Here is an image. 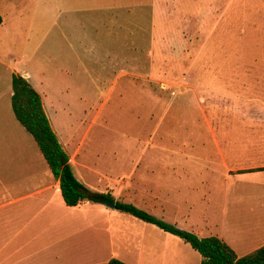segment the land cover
Wrapping results in <instances>:
<instances>
[{
  "label": "rangeland",
  "instance_id": "obj_1",
  "mask_svg": "<svg viewBox=\"0 0 264 264\" xmlns=\"http://www.w3.org/2000/svg\"><path fill=\"white\" fill-rule=\"evenodd\" d=\"M48 1L0 0V58L54 106L74 174L103 186L174 172L179 181L163 193L131 184L115 199L219 237L236 256L264 244V186L227 178L210 137L221 111L264 90V0H96L111 8L68 15L57 11L61 0L44 13ZM116 219L132 234L128 244L115 236L121 261L195 264L196 251L177 237L124 213Z\"/></svg>",
  "mask_w": 264,
  "mask_h": 264
},
{
  "label": "crops",
  "instance_id": "obj_2",
  "mask_svg": "<svg viewBox=\"0 0 264 264\" xmlns=\"http://www.w3.org/2000/svg\"><path fill=\"white\" fill-rule=\"evenodd\" d=\"M98 3L96 0H61L57 11L68 15L96 13L111 8ZM43 11L51 14L50 0L44 4ZM12 74L26 79L37 92L27 74L16 72L0 58V81L3 84V89H0V264H105L116 257L115 236H123L128 244L132 234L117 222L119 211L115 209L87 200L73 206L65 205L58 179L51 174L34 139L13 115L10 105ZM37 94L49 126L72 169L76 154L72 151L69 155L60 143L53 127L54 106L42 93L38 91ZM243 95L244 104L232 105L220 112L215 126L219 128L218 138L212 132L210 137L212 141L219 140L220 157L227 178L244 176L264 186V90L250 89ZM205 123L211 131L212 125L206 116ZM71 172L88 190L108 193L114 200L127 185H148L156 193H163L161 191L168 187L167 183L180 179V175L174 172L150 176L140 172L132 182L131 175H126L114 185L98 186L77 177L73 170ZM157 197L161 198L158 194ZM192 255L195 264H199V254ZM160 257L163 261V256ZM172 262L179 264L174 259Z\"/></svg>",
  "mask_w": 264,
  "mask_h": 264
},
{
  "label": "trees",
  "instance_id": "obj_3",
  "mask_svg": "<svg viewBox=\"0 0 264 264\" xmlns=\"http://www.w3.org/2000/svg\"><path fill=\"white\" fill-rule=\"evenodd\" d=\"M10 86V105L13 115L34 139L51 174L58 179L59 191L65 205L73 206L81 200L96 202L86 196L85 192L89 190L74 178L69 167L68 157L49 126L37 92L26 79L18 74L11 75ZM101 195L112 198L108 193H101ZM114 209L154 225L187 243L191 249L199 254V264H264V244L250 253L236 256L227 243L219 237H197L190 231L179 229L131 204L117 200H114ZM105 264L126 263L116 258H110Z\"/></svg>",
  "mask_w": 264,
  "mask_h": 264
},
{
  "label": "water",
  "instance_id": "obj_4",
  "mask_svg": "<svg viewBox=\"0 0 264 264\" xmlns=\"http://www.w3.org/2000/svg\"><path fill=\"white\" fill-rule=\"evenodd\" d=\"M86 196L91 198L92 200H95L96 202L102 204L103 206L114 209V199L112 198H106L105 196L101 195L100 193L93 192V191H87L85 192Z\"/></svg>",
  "mask_w": 264,
  "mask_h": 264
}]
</instances>
